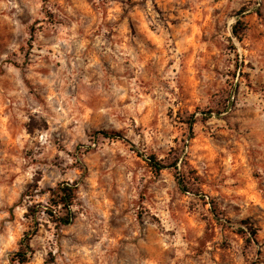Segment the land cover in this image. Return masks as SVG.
I'll return each mask as SVG.
<instances>
[{"label": "rangeland", "instance_id": "374dc122", "mask_svg": "<svg viewBox=\"0 0 264 264\" xmlns=\"http://www.w3.org/2000/svg\"><path fill=\"white\" fill-rule=\"evenodd\" d=\"M0 264H264V0H0Z\"/></svg>", "mask_w": 264, "mask_h": 264}, {"label": "trees", "instance_id": "16d2710c", "mask_svg": "<svg viewBox=\"0 0 264 264\" xmlns=\"http://www.w3.org/2000/svg\"><path fill=\"white\" fill-rule=\"evenodd\" d=\"M101 134L108 138H116V133L101 132ZM150 165L157 171L160 172L168 166L158 161L154 156L147 158ZM180 183V182H179ZM49 206L47 207V213L49 216L57 220V222L65 227L73 223L75 219L74 206L77 200L78 184L63 182L58 184L54 189H50ZM30 241V238L28 237ZM28 250L31 251L30 243H27ZM29 252V251H28ZM29 253L18 254L20 262L24 263L28 261Z\"/></svg>", "mask_w": 264, "mask_h": 264}]
</instances>
